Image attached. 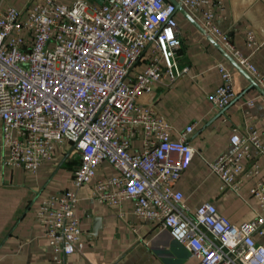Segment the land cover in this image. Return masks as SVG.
I'll list each match as a JSON object with an SVG mask.
<instances>
[{
	"label": "built area",
	"instance_id": "built-area-1",
	"mask_svg": "<svg viewBox=\"0 0 264 264\" xmlns=\"http://www.w3.org/2000/svg\"><path fill=\"white\" fill-rule=\"evenodd\" d=\"M3 0L0 1L2 4ZM197 17L206 35L264 90V69L243 56L218 26L222 0H29L0 5V128L4 163L35 173L68 144L79 155L72 183L78 189L106 163L116 174L95 180L99 202H132L133 214L157 222L197 257V264H264V181L249 187L258 214L235 224L209 201L190 207L174 185L190 165L194 149L152 106L138 101L154 84L176 80L181 46L176 6ZM246 45L259 47L252 29ZM142 65V69H138ZM221 82L208 95L225 108L236 92L230 69L218 63ZM134 72V76L130 74ZM141 146L132 147L133 139ZM72 151V152H73ZM264 142L256 129H234L229 148L210 163L221 191L238 192L256 177ZM76 189L47 195L36 211L51 249L52 264L82 249Z\"/></svg>",
	"mask_w": 264,
	"mask_h": 264
},
{
	"label": "crops",
	"instance_id": "crops-1",
	"mask_svg": "<svg viewBox=\"0 0 264 264\" xmlns=\"http://www.w3.org/2000/svg\"><path fill=\"white\" fill-rule=\"evenodd\" d=\"M6 3L16 6L15 0H3L0 5ZM222 3L219 28L243 56L263 70L264 0H222ZM175 16L181 38L178 63L186 70L171 83L154 84L150 92L141 93L137 99L152 106L172 125L173 137H177V131L194 124V130L188 135L194 155L174 185L182 193L184 202L190 207L212 202L235 224L252 220L258 214V204L250 195L249 187L255 180L264 181V157L259 159V174L245 180L236 193L219 189L220 179L211 171L210 163L228 150L234 129L240 132L256 129L264 142V96L250 86L212 38L182 12L177 11ZM193 19L200 25L197 17ZM249 29L254 31L259 44L255 50L246 45L245 34ZM218 63L230 69L236 92L221 110L214 109L208 99L221 82ZM140 146L141 141L133 139L132 147ZM68 147V144L56 147L52 158L30 173L4 163L7 153L1 146L0 128V264H52L51 249L36 220V211L43 197L76 189L72 179L79 160L73 167L67 165L68 157L63 161ZM114 174L115 169L103 163L93 180L76 189L75 212L80 218L84 245L65 256L63 264H197V257L174 241L159 223L137 218L130 200L110 204L95 199V180ZM96 217L101 219V230L93 237L92 223ZM254 238L257 243H264V234H256Z\"/></svg>",
	"mask_w": 264,
	"mask_h": 264
},
{
	"label": "water",
	"instance_id": "water-1",
	"mask_svg": "<svg viewBox=\"0 0 264 264\" xmlns=\"http://www.w3.org/2000/svg\"><path fill=\"white\" fill-rule=\"evenodd\" d=\"M113 0H103L100 3H104L106 6H108L110 4V2H112ZM177 11L182 12L193 24H195L197 27H199L203 32V28L198 25V23L190 16V14L180 6V4L174 2ZM205 33V32H204ZM210 37V36H209ZM212 38V37H210ZM213 43L220 49L221 53L226 57V59L234 66L238 69V71H240L249 81L250 86L256 88L263 96H264V90L261 89L256 83L255 81L244 71V69H242L237 62L223 49L220 47V45L218 43L215 42V40ZM74 146H71L68 151L66 152L63 161L70 155V153L73 151ZM101 230V219L99 217H96L93 219V223H92V236L96 237L98 234V231Z\"/></svg>",
	"mask_w": 264,
	"mask_h": 264
},
{
	"label": "rangeland",
	"instance_id": "rangeland-1",
	"mask_svg": "<svg viewBox=\"0 0 264 264\" xmlns=\"http://www.w3.org/2000/svg\"><path fill=\"white\" fill-rule=\"evenodd\" d=\"M29 0H21V4L19 3V0H15V3H16V7L17 8H20V6L24 3L26 4ZM62 2H65L67 4L70 3V0H60ZM92 4H94L95 2L96 3H100L101 1L103 0H89ZM23 2V3H22ZM12 5H15L14 3H12ZM70 148V146L68 147V149ZM67 149V150H68ZM76 160L78 161L79 160V155L77 152L73 151L70 153V155L68 156V159H67V165H70L71 167H73L76 163Z\"/></svg>",
	"mask_w": 264,
	"mask_h": 264
}]
</instances>
